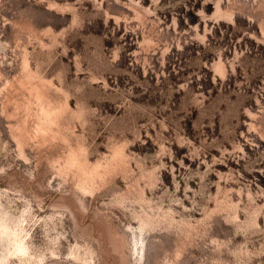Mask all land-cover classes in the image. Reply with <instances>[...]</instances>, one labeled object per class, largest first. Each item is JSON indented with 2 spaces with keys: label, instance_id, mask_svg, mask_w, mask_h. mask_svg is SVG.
I'll return each mask as SVG.
<instances>
[{
  "label": "rangeland",
  "instance_id": "rangeland-1",
  "mask_svg": "<svg viewBox=\"0 0 264 264\" xmlns=\"http://www.w3.org/2000/svg\"><path fill=\"white\" fill-rule=\"evenodd\" d=\"M0 264H264V0H0Z\"/></svg>",
  "mask_w": 264,
  "mask_h": 264
}]
</instances>
